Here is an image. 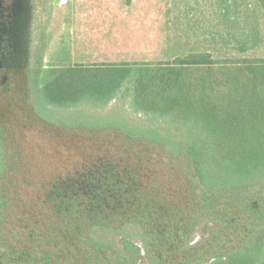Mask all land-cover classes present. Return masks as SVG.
Instances as JSON below:
<instances>
[{"label":"rangeland","instance_id":"obj_1","mask_svg":"<svg viewBox=\"0 0 264 264\" xmlns=\"http://www.w3.org/2000/svg\"><path fill=\"white\" fill-rule=\"evenodd\" d=\"M225 1L0 0V196L5 198L0 204V264H42L39 259L49 248L45 223L62 218L52 211L46 193L54 182L99 159H108L117 172L130 168L141 188L150 187L169 204L182 209L191 203L196 177L186 159L167 147L128 138L113 126L152 124L131 108L134 71L108 103H82L69 110L41 101L38 75L41 69L71 65L156 68L194 51L209 52L219 61L264 59L263 0ZM117 70H93L85 76L90 82L113 81ZM71 76L78 74L66 75L64 87ZM98 123L106 126L96 128ZM137 156L139 161L132 160ZM243 195L241 206L236 202L243 208L242 227L228 229V237L222 238L229 246L245 238L252 221L264 223V188L252 186ZM250 205L260 210H246ZM207 223L217 228L218 221ZM143 230L130 223L118 229L95 227L88 234L116 260L120 239L126 236L140 250L134 264H157L159 255L145 246ZM189 231L187 250L206 237L199 228ZM179 257L182 261L184 256Z\"/></svg>","mask_w":264,"mask_h":264},{"label":"trees","instance_id":"obj_2","mask_svg":"<svg viewBox=\"0 0 264 264\" xmlns=\"http://www.w3.org/2000/svg\"><path fill=\"white\" fill-rule=\"evenodd\" d=\"M99 69L118 70L113 81L90 82L85 74ZM133 71L131 108L152 124L113 126L128 138L167 147L186 159L196 177L191 203L182 209L169 204L150 187L141 188L130 168L117 172L108 159L93 161L81 172L54 182L46 193L54 204L52 211L62 218L45 223L49 248L39 262L134 264L140 250L128 237L120 239L116 260L88 233L95 227L118 229L135 223L144 228L145 246L151 245V252L159 255L157 264H264V223L252 221L245 238L234 245L222 239L228 229L242 227L243 208L236 202L241 206L243 192L252 186L264 188V59L219 61L209 52L194 51L156 68L71 65L41 69L38 91L44 104L62 110L82 103L106 104ZM75 72L77 78L69 77L73 81L64 87L65 76ZM3 168L0 157V177ZM223 197L226 204L219 201ZM4 201L0 196L1 205ZM259 208L250 205L246 210L256 213ZM210 219L218 221L219 229L225 223L222 233L209 227ZM198 228L206 237L191 240L187 250L189 230L192 234ZM179 255L184 256L182 261Z\"/></svg>","mask_w":264,"mask_h":264},{"label":"crops","instance_id":"obj_3","mask_svg":"<svg viewBox=\"0 0 264 264\" xmlns=\"http://www.w3.org/2000/svg\"><path fill=\"white\" fill-rule=\"evenodd\" d=\"M213 2H215V0H209V5H212V3ZM216 2H217V0H216ZM227 1H225V0H220V3L222 4H225ZM227 6V5H226ZM226 6H224V7H226Z\"/></svg>","mask_w":264,"mask_h":264}]
</instances>
